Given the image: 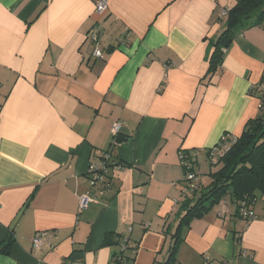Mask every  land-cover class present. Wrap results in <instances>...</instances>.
Masks as SVG:
<instances>
[{
    "label": "crops",
    "instance_id": "obj_1",
    "mask_svg": "<svg viewBox=\"0 0 264 264\" xmlns=\"http://www.w3.org/2000/svg\"><path fill=\"white\" fill-rule=\"evenodd\" d=\"M235 2L110 0L105 18L96 0H0V246L11 243L0 264H119L107 232L139 242L134 264L168 257L181 149L201 157L259 111L250 90L264 78L262 27L237 35L208 75L220 12ZM99 20L104 59L86 39ZM116 121L127 135L117 154L131 167L80 209L93 151L112 146ZM226 206L191 220L178 264H264V199L250 221ZM39 230L51 239L36 250Z\"/></svg>",
    "mask_w": 264,
    "mask_h": 264
},
{
    "label": "trees",
    "instance_id": "obj_2",
    "mask_svg": "<svg viewBox=\"0 0 264 264\" xmlns=\"http://www.w3.org/2000/svg\"><path fill=\"white\" fill-rule=\"evenodd\" d=\"M98 0H96L97 2ZM227 14L220 18L224 28L212 42L213 50L209 59L208 75L214 74L222 66L225 51L232 45L237 35L251 27L264 29V0H236L231 8H226ZM108 12L104 15L107 16ZM103 17V18H104ZM106 18V17H105ZM221 20V19H220ZM99 27V42L104 57L109 48H104L103 29L100 20L91 29ZM91 29L88 31L90 32ZM92 44V55L94 43ZM93 57H95L93 55ZM96 58V57H95ZM264 81V78L261 82ZM260 82V83H261ZM259 83V84H260ZM250 93L259 98L258 114L250 118L239 136L224 132L218 143L206 149L203 153L209 162L207 171L201 170L200 158L196 151L181 149L180 160L184 168L185 178L182 181V200L177 214L180 215L178 225L173 233L166 231L171 237L168 257L156 264H178V248L183 241V231L190 227L191 220L205 216L219 204L235 206V215L250 221L257 218L255 204L258 199H264V89L253 86ZM127 139V135L118 133L113 136L112 146L105 150H94L91 161H97L106 168L105 192L98 193V198L105 197L116 185V172L131 167L123 162L117 154V148ZM108 154V158H105ZM192 175L193 177H190ZM97 198V199H98ZM130 234L107 232L103 239L104 246L119 245L120 250L114 252L112 261L134 264L138 243L131 244ZM123 244L126 247L123 248ZM11 243L0 246V250L9 253Z\"/></svg>",
    "mask_w": 264,
    "mask_h": 264
},
{
    "label": "built area",
    "instance_id": "obj_3",
    "mask_svg": "<svg viewBox=\"0 0 264 264\" xmlns=\"http://www.w3.org/2000/svg\"><path fill=\"white\" fill-rule=\"evenodd\" d=\"M110 0H98L95 4V13L98 15H105L109 10ZM227 14L226 9H223L221 15L224 16ZM86 39L91 40L94 43L93 48V55L98 59H103L104 54L102 47L99 42V27L97 26L95 29H91L90 32L86 34ZM259 90L264 89V81L257 85ZM122 128V122L116 121L112 124L111 130L114 135L120 133ZM105 158H108V154H105ZM106 168L103 165H100L97 161H91L90 166L88 168V179L91 185V189L88 190L86 193L81 194L79 196V206L80 209H85L88 207L89 203L94 202L98 198V193L102 194L105 192L104 188H99L101 185L102 187H106V176H105ZM190 177H193L190 175ZM225 203V202H224ZM223 203V204H224ZM226 206V204H224ZM226 211H221L220 215H225ZM131 231V228H129ZM51 239V231L50 230H39L33 237L32 243L33 248L36 250H40L45 248L46 246L50 245ZM126 247V244H123V248Z\"/></svg>",
    "mask_w": 264,
    "mask_h": 264
},
{
    "label": "rangeland",
    "instance_id": "obj_4",
    "mask_svg": "<svg viewBox=\"0 0 264 264\" xmlns=\"http://www.w3.org/2000/svg\"><path fill=\"white\" fill-rule=\"evenodd\" d=\"M205 159H206L205 156H202V157L200 158V161H201V164H202V165H201V170H202V171H207V170L210 168L209 162L206 161ZM262 203H263V199H262V198L258 199V207L261 206ZM218 206H220V204H219ZM218 206H215L213 209L216 210V208H217ZM227 207H228V208H227ZM229 208H230L231 210L234 209L233 206H232V204H229V206H228V205L226 206V209H227V210H229ZM114 263H115V262H114Z\"/></svg>",
    "mask_w": 264,
    "mask_h": 264
}]
</instances>
